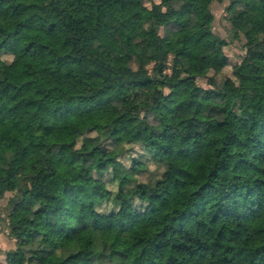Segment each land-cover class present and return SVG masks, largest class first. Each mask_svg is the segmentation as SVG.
<instances>
[{
  "label": "trees",
  "instance_id": "obj_1",
  "mask_svg": "<svg viewBox=\"0 0 264 264\" xmlns=\"http://www.w3.org/2000/svg\"><path fill=\"white\" fill-rule=\"evenodd\" d=\"M225 1L0 0V264H264V0L236 63Z\"/></svg>",
  "mask_w": 264,
  "mask_h": 264
},
{
  "label": "rangeland",
  "instance_id": "obj_2",
  "mask_svg": "<svg viewBox=\"0 0 264 264\" xmlns=\"http://www.w3.org/2000/svg\"><path fill=\"white\" fill-rule=\"evenodd\" d=\"M228 4V0L225 1L222 4H214L212 6V11L214 13V24H213V32L219 36L220 38L224 39L226 42V46L224 47V52L225 55L227 56L229 63H236L238 62V59L243 55V50L241 48L242 42L239 41H232L230 36L228 35L227 31V25L223 21V16L225 12V8ZM2 58L8 60L9 62L12 61V66L8 72V75H12L14 70L17 68L19 62H20V57L17 55L13 54H8V55H2ZM229 70V68H227ZM7 197L9 195H6ZM5 199V198H4ZM1 200V202L5 200ZM3 206H0V210ZM0 220V250H8L10 247H12L13 242H11L3 233H2V224ZM111 238L114 240V246L116 248L121 247V242L117 236V231L113 230L111 232Z\"/></svg>",
  "mask_w": 264,
  "mask_h": 264
}]
</instances>
